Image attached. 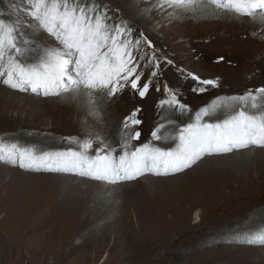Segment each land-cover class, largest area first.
I'll use <instances>...</instances> for the list:
<instances>
[{
    "label": "rangeland",
    "instance_id": "rangeland-1",
    "mask_svg": "<svg viewBox=\"0 0 264 264\" xmlns=\"http://www.w3.org/2000/svg\"><path fill=\"white\" fill-rule=\"evenodd\" d=\"M141 1L144 0H98L99 4L107 5L113 9L115 17L118 20L126 19L128 21L133 29V38H139L140 33H143V35L155 46L157 57L161 58L160 69L155 77H148L150 76V72L155 69L150 64L146 63V60H141L142 62L140 63L141 68L139 71L142 72V77L144 80L150 79L152 81L150 87L151 91H149L147 94L148 96H146V98H148L150 94V99L145 102L144 100H146V98H141L137 95L138 93H134L130 87L125 88L124 91L118 95L109 97V105L111 107L110 114L113 116L111 118L112 120L109 122H113L114 117L118 115L120 116V120H123L125 116H128L132 111L140 109L138 118L142 119L143 117L140 115L144 116L146 119L144 129L150 133L155 122H159L160 119H162L159 101L165 98L166 87L177 92L181 102L188 105L191 109L190 112L181 114L175 109L167 111L166 107L163 109L161 108L165 112V121L169 116H172L173 121H175V126L191 122L196 111H199L205 106H209L218 98L224 99L230 96L241 95L248 90L255 92L256 89L264 87V35L260 33V30L253 29V27L247 23H239L230 28L228 27L229 34L223 39L205 43V45L202 44L204 47L198 45L194 48L192 47L193 50H185L182 49V43L179 42L180 38H175L173 36L174 30L170 28L169 25H164L163 22H161V17L163 16L158 15V13H161V15L164 14L170 17L174 9L165 8L162 10H154L156 7L155 5H157L160 0H150L149 2H145L147 3L145 7L139 8L135 13L130 12V7ZM25 7H27L25 0H0V18L13 23L17 20L27 22L23 11H21ZM232 14L235 15L236 13L232 12ZM140 15L149 20V24L142 25L137 23L136 17ZM236 15L238 16V14ZM242 18L247 20L250 19L244 16ZM29 30L36 29L35 27L24 29L25 36L27 37ZM147 30L149 33H147ZM36 32H38L37 36L41 37V39H38L39 45H47L49 40H53V38L43 31L36 30ZM171 41L173 42L170 43ZM141 48L144 51H149L143 44ZM34 53V55H29L27 52L24 59L27 61L31 59L35 60L42 54L40 51ZM163 58L172 60L173 64H166ZM178 69H183L185 73L191 72L198 75L201 79L217 80L219 82V87L213 88L208 86L207 91L203 93L194 91L193 89L196 86L195 82L190 78H186L185 75H182ZM164 83L166 85H164ZM3 85L4 84L0 82V86ZM3 87H5V85ZM8 89L11 90L9 87ZM157 89H159V91H157ZM12 91L16 90L12 89ZM17 93L23 96L25 95L29 100L31 98L34 99L27 102H19L16 100L14 103H4L0 101V144L8 146L10 141H13L18 145L21 143H28L33 147H42L48 145L47 143L49 141H47V139L50 138L58 139V141L60 140L64 143L74 142L76 139L84 136L82 131L77 128L76 123H81L95 134L93 142L97 146L101 147L107 143L105 151H107L108 147L111 145L115 146V144H117L114 138L112 139V137H108L107 134L97 131L95 126L88 123L86 117L79 115L77 111L65 113L61 109H58L56 103L54 104V100L61 96L44 97L42 95L35 96L26 93L23 94L19 91H17ZM130 93L133 94L131 95ZM85 95L89 97L88 92H86ZM113 98L116 99L111 101ZM138 99L142 101H138ZM258 101H260V98H258ZM89 105L84 113L92 115L94 107ZM30 108L32 109L30 110ZM55 109L57 111H55ZM254 112L258 111L254 110ZM220 118H224V115L218 116V114H216L212 117H206L205 119L214 121V119L217 120ZM173 130L171 134L175 133L176 128ZM107 137L109 139L111 138L110 141ZM144 142L153 141L150 137V139L146 141L142 140V143ZM157 145L168 147L170 144L167 145V142H164V146L160 144ZM97 146L95 148H99ZM35 152L37 154L39 153L38 151ZM232 153H238L237 158L240 159L238 163H221L220 165L213 163V161L212 164H210L211 161L207 160L204 162V165L207 162H209L207 163L209 165L202 171L200 176H197L201 169L200 162H202V159L213 157L214 155L206 156L192 167L173 175L162 177L146 174L140 177V179L145 182L148 176L156 179L160 178L164 181L156 187H150V189L149 186L146 187L144 183L141 182L138 183L136 187L133 186V188L122 193L119 191L120 186L125 184L129 185L133 182L132 180L117 184L101 182L105 185V189L101 191L102 194L99 195L102 197L103 202L119 205V211L113 215L114 217L94 218V215L90 214L92 217L88 216V218L86 217V212H81L80 217L74 218L71 214L67 215L63 212L64 215L62 214L59 219L47 225L44 221H40L41 218L39 219L38 216L32 218L31 212L35 208L45 206L47 203L51 202V198L53 197L51 194L53 192L52 185L41 175L53 173L44 170L35 171L22 169L18 164L12 165L10 163L0 162V264H30L29 258L20 260L13 254V249H15L17 243L23 238L26 231V239L31 240L34 244H38L37 246L44 245L47 248L49 247L48 249L50 251H59V249L62 250L63 248L64 251L77 250L78 253L65 259L67 264H261L255 256L253 257L252 254L246 253L245 248H260L264 246H245L244 244H232L228 242L209 244L214 237L212 234L218 232L219 229L221 230L229 226L228 224L245 218L251 211L264 206L262 205L264 203V148L251 146L247 149L237 150ZM232 153L220 156H230ZM23 171L28 173V175H21L22 177H20L19 175L22 174ZM259 172L261 174H259ZM56 174L65 177H78L77 175L70 174ZM84 179L87 181H95L88 178ZM241 183L246 184L243 186ZM239 184L242 186L241 188ZM238 188L241 190L244 188L245 190L249 189L247 191L251 194L255 192L253 194L254 198L235 201L232 207L224 209H216L218 207L210 203V197L215 199V196H217L216 198L221 197L222 194L224 196L228 194V192H232L233 189L237 190ZM137 189L142 190L138 191ZM118 191L120 193L116 194ZM98 192L99 190L95 193ZM154 197H156V199ZM183 197H186L185 200ZM24 198L26 200H24ZM91 199L88 201L89 208L98 204L92 202ZM101 205L102 203L99 204V206ZM197 210H200L202 215V221L199 222L200 224H195L194 220V213ZM123 211H125V215ZM153 212L156 214H153ZM183 216H186V218L184 219ZM68 223L74 224L76 228L66 229L64 226ZM74 231L75 234L73 233ZM56 235L59 239H64L63 241L65 244L63 246L60 245L59 240L57 244L51 245V238ZM198 243H203V245L200 246ZM171 245L173 246L170 247ZM135 249H138L137 252ZM229 256L231 257L229 258ZM54 261L56 260H53V258L49 260L50 263Z\"/></svg>",
    "mask_w": 264,
    "mask_h": 264
},
{
    "label": "snow or ice",
    "instance_id": "snow-or-ice-1",
    "mask_svg": "<svg viewBox=\"0 0 264 264\" xmlns=\"http://www.w3.org/2000/svg\"><path fill=\"white\" fill-rule=\"evenodd\" d=\"M23 11L27 22H9L0 18V81L11 89L33 94L61 96L74 90H87L89 97L105 92L114 97L125 88H131L144 98L152 81L141 84L140 61L146 60L155 70L160 69L161 58L155 46L143 33L133 38V29L126 19H117L114 10L98 0H25ZM173 8L193 13L222 10L240 16L257 18L264 22V0H161L157 9ZM35 27L48 34L57 47L45 48L39 59L28 62L25 58L28 45L33 41L25 36L24 29ZM149 51H144L141 45ZM172 65L173 61L163 58ZM196 84L194 91L203 93L208 86L219 87L213 79H201L191 72L178 69ZM159 91V89H157ZM258 98H264V87L244 94L217 99L194 113L191 122L176 126L174 134L162 135L165 124L159 123L151 132L153 142L175 141L174 147H161L153 142L139 141L141 132L135 129L143 121L140 109L124 118L126 134L115 147L101 146L95 154L93 140L85 139L82 150L44 151L37 154L30 147L17 143L0 144V162L19 165L22 169L77 175L97 182L117 184L138 179L146 174L167 176L192 167L206 156L223 155L251 146L264 148V110L258 109ZM94 102V98H93ZM175 109L181 114L190 112L171 88L159 108ZM222 112L224 118L206 120ZM168 124H175L169 120ZM242 242L264 246V230L244 234Z\"/></svg>",
    "mask_w": 264,
    "mask_h": 264
},
{
    "label": "bare ground",
    "instance_id": "bare-ground-1",
    "mask_svg": "<svg viewBox=\"0 0 264 264\" xmlns=\"http://www.w3.org/2000/svg\"><path fill=\"white\" fill-rule=\"evenodd\" d=\"M125 1H129V0H125ZM150 0H144L141 1L140 3L134 4L130 7V12L135 13L137 10H139V8L145 7L147 5V3L145 2H149ZM158 1V0H156ZM161 2V0H160ZM159 2V3H160ZM158 3V4H159ZM131 4V3H130ZM157 4V5H158ZM157 5H155L156 7L154 8V10L157 9ZM165 9V8H163ZM162 10V9H160ZM165 11V10H164ZM163 12V11H162ZM163 14V13H162ZM159 16H163L161 17V22H163L164 25H169L170 28H172L174 30L173 36L176 38H180L179 42L182 43V49L185 50H191L192 47H196L198 45L203 46L202 44L205 45V43H209V42H213L219 39H223L225 36H227L229 34L228 29L231 26H235L236 24L239 23H247L249 25H251L253 27V29L256 30H260V33L262 35H264V22H261L258 18L256 20L253 19H243V16H237L236 14H232V12H228V11H222V10H215V11H208L206 13H201L199 11L193 13L191 11H184L181 9H174L172 15L170 17H167L166 15H161V13H158ZM136 22L139 24H144L147 25L149 24V20H147L145 17L143 16H138L136 17ZM141 25V26H142ZM143 27V26H142ZM229 27V28H228ZM228 28V29H227ZM162 30V29H161ZM148 31V30H147ZM251 31V30H250ZM154 32V31H153ZM237 32V30H236ZM253 32V31H252ZM149 33V31L147 32ZM156 33V32H155ZM231 33V32H230ZM167 34V33H166ZM38 32H36V30H29L28 31V37L29 39H31L33 41V43H31L30 45H28V54L29 55H34L36 51H40L43 52V50L45 48H54L57 47V43L55 42V40L51 41L49 40L47 42V45H39L38 43V39H41V37H38ZM260 35V34H259ZM153 36V35H152ZM165 36V35H164ZM168 36V35H167ZM238 36V35H237ZM261 36V35H260ZM134 37V36H133ZM155 37V36H154ZM242 37V36H241ZM151 38V37H150ZM231 38V37H230ZM243 38V37H242ZM262 38V37H261ZM262 40V39H261ZM159 41V40H158ZM168 42V41H167ZM173 41H171L170 43H172ZM249 42V41H248ZM162 44V43H161ZM214 44V43H213ZM218 44V43H217ZM216 44V45H217ZM57 45V46H56ZM178 45V44H177ZM207 46V45H206ZM204 47V46H203ZM181 48V46H180ZM209 49V48H208ZM264 49V48H263ZM193 50V49H192ZM211 50V49H210ZM214 50V48H213ZM230 50V49H229ZM215 51V50H214ZM217 51V50H216ZM221 51V50H220ZM233 51V50H232ZM208 52V51H207ZM206 52V54H207ZM257 52V51H256ZM211 54V53H210ZM220 54V53H219ZM224 54V53H223ZM263 54V53H262ZM188 56V55H187ZM207 57V56H206ZM196 58V56H195ZM39 59V58H38ZM38 59H31L28 62H35ZM243 60V59H242ZM177 61V60H176ZM142 61H140L141 63ZM147 63V62H146ZM236 63V62H235ZM229 64V63H228ZM147 65V64H146ZM151 68V67H150ZM167 68V67H166ZM145 69V68H144ZM149 70V69H148ZM166 70V69H165ZM146 71V70H145ZM150 71V70H149ZM148 71V72H149ZM158 74V73H157ZM143 75V74H142ZM149 75V74H148ZM161 75V74H159ZM148 77H152V76H148ZM147 77V78H148ZM161 77V76H160ZM178 77V76H177ZM245 77V76H244ZM174 78V77H173ZM157 79V78H156ZM180 79V78H178ZM148 80V79H147ZM176 80V78H175ZM240 80V79H239ZM142 83L143 84L146 80H144V78L142 77ZM242 81V80H240ZM2 83V81H0ZM174 82V80H173ZM3 84V83H2ZM167 84V82H166ZM164 83V85H166ZM4 86V85H3ZM0 86V101L1 102H8V103H14L16 100L19 102H27L30 101L31 98L29 100L28 97H26L25 95H21L19 93H17L18 90L16 91H12V89H8V86L5 85V87ZM185 86V85H184ZM239 87V86H238ZM244 87V86H243ZM160 89V88H159ZM167 89V87L165 88V90ZM14 90V89H13ZM124 91V90H123ZM151 91V90H150ZM20 92V91H19ZM87 92V90H74L73 92L70 93H65L66 95H61L60 98L54 100V104L56 103V106L58 107V109H61L63 112H78L79 115H83L86 117L87 122L91 123L95 126V128L97 129V131H99L100 133H105L108 135V137H112V139L114 138V141L117 142V144L111 145L110 147H115L117 149V155L120 154V149H119V144L121 142L122 136L126 134V131L123 128V120H120V116H116L113 119V122H109L112 119V114H110V105H109V96L105 93V92H95L92 94V97H87L85 95V93ZM157 92V91H156ZM210 92V91H208ZM23 94H29V95H35V96H39L37 94H33L30 91L28 92H22ZM135 93V92H134ZM153 93V92H152ZM131 94V93H130ZM133 94V93H132ZM131 94V95H132ZM160 94V92H159ZM138 95V94H137ZM229 95V94H228ZM148 96V95H146ZM146 96L144 98H146ZM151 95L149 94V97L146 98V100H144L145 102L148 101L150 99ZM162 97V96H161ZM231 97V96H230ZM93 98H94V102H93ZM116 98L111 99V101H114ZM132 99V97H131ZM137 99V96H136ZM161 99V98H160ZM128 100V99H126ZM47 101V100H46ZM130 101V100H128ZM138 101H142L140 99H138ZM215 101V100H214ZM30 103V102H29ZM153 103V102H152ZM261 107L258 109H250L249 111L254 112L255 111H260V110H264V98H260V101L257 102ZM28 104V103H27ZM32 104V102H31ZM91 104V105H89ZM156 104V103H155ZM8 105V104H7ZM24 105V103H23ZM50 105V104H48ZM53 105V104H52ZM93 106L94 107V112L92 115H89L88 113H84V111L86 110L87 106ZM109 105V106H108ZM22 106V105H21ZM27 106V105H26ZM46 107V106H45ZM44 107V108H45ZM49 107V106H48ZM33 108V107H32ZM30 108V110L32 109ZM25 109V108H24ZM163 109V108H162ZM160 108L161 111V117L162 119H160V123L165 124V128L161 129V134L162 135H167L169 133H171V131L176 128V126L174 124H168L169 120H173L172 116H169L166 121H165V117L164 114L165 112ZM167 111L172 110V109H168L166 107ZM44 110V109H43ZM125 110V109H124ZM55 111H57L55 109ZM59 111V110H58ZM156 111V110H155ZM166 111V112H167ZM34 112V111H33ZM42 112V111H41ZM61 112V111H60ZM149 112V111H148ZM157 112V111H156ZM38 113V112H37ZM114 113V112H113ZM120 114V113H119ZM218 116H223L224 114L222 112L217 113ZM69 115V114H68ZM123 115V113H122ZM143 118L141 119L143 121V123L139 126H137L135 129H132V131H140L141 132V137L139 141H133L132 142V146L136 147L138 146L140 143H142V140H148L151 137V132L154 130V128L159 124V122H155V125L152 127L151 132L148 133L145 129H144V125H145V118L143 115H140ZM45 117V115H44ZM126 117V116H125ZM194 117V115H193ZM154 118V117H153ZM31 119V118H30ZM222 119V118H220ZM41 120V119H40ZM45 120V118H44ZM47 120V119H46ZM154 120V119H153ZM207 120V119H206ZM215 120V119H214ZM122 121V122H120ZM35 122V121H34ZM149 123V122H148ZM152 123V122H151ZM37 125V124H36ZM77 128H79L82 133H83V137L76 139L74 142H69V143H64L63 141H58V139L55 138H50L47 139V141H49L47 144L48 145H44L42 147H33L30 144H24L21 143L19 144V146L21 147H30L35 151H38V154H42L44 151H67V150H75V151H80L82 150L81 148V144L83 143V141L85 139L91 138L93 140V138L95 137V134H93L91 132V130L87 129L85 126H83L81 123H76ZM152 126V125H151ZM183 126V125H180ZM174 131V130H173ZM107 137V139L110 141V139ZM21 138V137H20ZM23 139V138H22ZM46 139V138H45ZM105 140V139H104ZM17 141V140H16ZM30 142V141H29ZM37 142V141H36ZM108 142V141H106ZM168 147H174L175 146V141L173 140H168L166 141ZM15 142L10 141L9 143V147L11 146V144H13ZM111 143V142H110ZM136 143V144H135ZM33 144V143H32ZM156 144H160L163 145L164 142H157ZM36 145V144H34ZM7 146V145H6ZM97 145L94 144L93 142V149L91 150V152L89 154H95V150L97 148H95ZM103 146L107 147V143L104 144ZM159 146V145H158ZM164 146V145H163ZM99 147V146H97ZM258 153V152H257ZM237 154L238 153H232V155L230 156H216V155H211L213 157H208L205 159H202V162H200L201 165V169L199 170L197 176H200L202 174V171H204L205 168L208 167L209 162H207L204 165V162H206L207 160H210L212 164H220L221 163H226V164H233V163H238L240 161V159L237 158ZM259 156V155H257ZM256 159V158H255ZM244 160V159H243ZM223 168V167H222ZM9 169V168H8ZM227 169V168H226ZM232 170V169H231ZM230 170V171H231ZM10 171V170H9ZM258 171V170H257ZM213 173V172H212ZM25 174L28 175V173H25L23 171L22 174H18L20 177H22L23 175L25 176ZM192 174V173H191ZM259 174H261L259 172ZM22 175V176H21ZM148 175V174H147ZM236 175V174H235ZM15 176V175H14ZM18 176V177H19ZM43 177L46 178V180H48V183H51L52 185V190L53 192L52 194V198H51V202L47 203L45 206L39 207V208H35L32 212H31V217L32 218H36L38 216V218L40 219V221H44V223L47 224H51L53 221L57 220L60 218V216L63 214V212H65V214L70 215L74 218H77L78 216L80 217V213L81 212H86V217L90 216V214L94 215V218H100V217H111L113 215H115V213L117 211H119V205L118 204H107L103 202V199L101 196L102 192L105 189V185H103V183H98L95 181H87L84 178H80L78 177H65L56 173L53 174H45V175H41ZM145 176V175H144ZM234 176V175H233ZM243 176V175H242ZM251 176V175H250ZM163 177V176H162ZM194 177V176H193ZM252 177V176H251ZM147 178V177H146ZM176 178V177H175ZM227 178V177H226ZM140 179V178H138ZM136 179V180H138ZM238 179V178H237ZM91 180V179H90ZM135 180V181H136ZM170 180V179H169ZM198 180V179H197ZM201 180V179H200ZM239 180V179H238ZM133 182H131L129 185L125 184V185H121L120 186V192L124 193L125 191H128L129 189L133 188V186H137L138 183H144V185L147 187H156L159 184L163 183L164 181L159 179H156L154 177H149L147 178L146 182L143 181L142 179L138 180L137 182H135L134 180H132ZM166 181V180H165ZM190 181V180H189ZM263 181V180H262ZM14 182V181H13ZM175 182V181H173ZM188 182V181H187ZM239 182V181H238ZM253 182V181H251ZM235 183V182H234ZM240 183V182H239ZM149 184V185H147ZM175 184V183H174ZM194 184V183H193ZM212 184V183H211ZM221 184V183H220ZM242 184V183H241ZM246 183H243L242 185L244 186ZM248 184V183H247ZM259 184V183H257ZM256 184V186H257ZM143 185V184H142ZM167 185V184H166ZM172 185V184H171ZM198 185V184H197ZM223 185V184H222ZM107 186V185H106ZM162 186V185H161ZM208 186V185H207ZM221 186V185H220ZM238 186V185H237ZM236 186V187H237ZM240 188L242 187L239 184ZM251 186V185H250ZM259 186V185H258ZM169 187V186H168ZM199 187V186H197ZM160 188V187H159ZM195 188V187H194ZM207 188V187H206ZM262 188V187H261ZM143 189V188H142ZM141 189V190H142ZM163 189V187H162ZM161 189V190H162ZM192 189V188H191ZM215 189V187H214ZM95 190V191H94ZM97 190H99L98 193ZM138 190V189H137ZM140 190V189H139ZM138 190V191H139ZM140 190V191H141ZM188 190V189H187ZM234 190V189H233ZM232 192L230 191V193L228 192V194L224 195L222 194L221 197L216 198L217 196H215L213 198H209L210 203L215 205L216 209H224V208H230L232 207L233 203L235 201L238 200H242V199H252L254 198L253 194L255 193H249L247 190L244 189H237L234 190ZM117 192L116 194L120 193ZM131 191V190H130ZM170 191V190H169ZM191 191V190H190ZM199 191V190H198ZM228 191V190H227ZM171 192V191H170ZM260 192V191H259ZM121 193V194H122ZM138 193V192H136ZM190 193V192H189ZM209 193V192H208ZM126 194V193H125ZM129 194V193H128ZM153 194V193H152ZM168 194V193H167ZM213 194V193H212ZM56 195V196H55ZM158 195V194H157ZM175 195V194H174ZM122 196V195H121ZM124 196V195H123ZM138 196V195H137ZM136 196V197H137ZM161 196V195H160ZM258 196V195H257ZM144 197V196H143ZM260 197V196H259ZM92 198V199H91ZM156 199V197H154ZM184 198V197H183ZM186 198V197H185ZM184 198V200H185ZM20 199V198H18ZM89 199H91L92 202L94 203H98L97 205H93V207L89 208L88 207V201ZM188 199V198H187ZM257 199V198H256ZM262 199V198H261ZM24 200H26L24 198ZM23 200V201H24ZM183 200V199H182ZM190 200V199H189ZM192 200V199H191ZM203 200V198H202ZM205 200V199H204ZM147 201V200H146ZM151 201V200H149ZM259 201V200H258ZM152 202V201H151ZM177 202V201H176ZM182 202V201H181ZM102 203L101 206H99V204ZM150 204V203H149ZM177 204V203H175ZM200 204V203H199ZM198 204V205H199ZM128 205V204H127ZM130 205V204H129ZM264 205V203L262 204ZM179 206V205H178ZM190 206V204H189ZM246 206V205H245ZM252 206V205H251ZM127 207V206H126ZM149 207V205H148ZM257 207V205H256ZM129 208V207H127ZM179 208V207H178ZM203 208V205H202ZM249 208V207H248ZM125 209V208H124ZM134 209V208H133ZM150 209V208H149ZM232 209V208H231ZM127 210V209H126ZM186 210V209H185ZM191 211V210H190ZM224 211V210H223ZM227 211V210H226ZM70 212V213H69ZM141 212V211H140ZM188 212V210H187ZM211 212V210H210ZM181 213V212H180ZM184 213V212H183ZM30 214V213H29ZM123 214L125 215V211H123ZM153 214H156L155 212H153ZM216 214V213H214ZM64 215V214H63ZM140 215V214H138ZM223 215V214H222ZM226 215V214H224ZM27 216V215H26ZM36 216V217H35ZM129 216V215H128ZM127 216V217H128ZM141 216V215H140ZM190 216V215H189ZM212 216H213V212H212ZM85 217V218H86ZM92 217V216H90ZM114 217V216H113ZM118 217V216H117ZM137 217V216H136ZM184 219L186 218V216H183ZM240 217V216H239ZM27 218V217H26ZM89 218V217H88ZM126 218V217H124ZM238 218V217H237ZM243 218V217H242ZM127 219V218H126ZM20 220V219H18ZM22 220V219H21ZM24 220V219H23ZM28 220V218H27ZM114 220V219H113ZM194 220H195V224H198L199 222L202 221V215H201V211L197 210L194 213ZM213 220V218H212ZM230 220V219H228ZM236 220V219H233ZM37 221V220H36ZM72 221V220H71ZM75 221V220H74ZM82 221V220H81ZM80 221V222H81ZM118 221V219H117ZM17 222V221H16ZM79 222V223H80ZM89 222V221H88ZM130 222V221H129ZM128 222V223H129ZM23 223V222H21ZM34 223V222H33ZM54 224V223H53ZM77 224V223H76ZM160 224V223H158ZM200 224V223H199ZM222 224V223H221ZM63 225V224H62ZM66 226H64L66 229H75L76 226L74 224H65ZM127 225V224H126ZM163 225V224H162ZM217 225V224H216ZM229 226H226L223 229H219L218 232H216L214 235V237L212 238L211 243L209 242V244H219V243H232V244H244L245 246L248 245L246 243L242 242V238L244 236V234L249 233V232H255L258 230H264V206L258 208L257 210L251 211L245 218L239 220V221H234L231 224H228ZM128 226V225H127ZM221 226V225H219ZM225 226V224H224ZM120 227V226H118ZM129 227V226H128ZM127 227V228H128ZM208 227V226H207ZM211 227V226H210ZM101 229V228H99ZM124 229V228H123ZM205 229V228H204ZM164 230V229H163ZM202 230V229H201ZM200 230V231H201ZM65 231V230H64ZM69 231V230H68ZM27 232V231H26ZM26 232L23 235V238L17 243L15 249H13V254H15L17 256L18 259L20 260H24L26 258L30 259V264H67L65 262V259L72 256L73 254L78 253L77 250H68V251H64L63 249L59 251H50L47 247L43 246H37L38 244H34L31 240L26 239ZM67 232V231H66ZM91 232V231H90ZM89 232V233H90ZM75 234V231L73 232ZM72 233V234H73ZM93 233V232H92ZM205 233V232H204ZM59 234V233H58ZM57 234V235H58ZM182 234V233H181ZM57 235L53 238H51L52 241H50L51 245L57 244L58 240L60 242V245L63 246L64 243V239H59L57 237ZM89 236V235H88ZM206 236V235H205ZM211 236V235H210ZM94 238V237H93ZM132 238V237H131ZM156 238V237H155ZM57 239V240H56ZM175 239V238H174ZM54 240V241H53ZM56 240V241H55ZM92 240V239H91ZM200 240V239H199ZM176 241V240H175ZM90 242V241H89ZM93 242V241H92ZM192 242V241H191ZM204 242V241H202ZM171 243V241H170ZM193 243V242H192ZM82 244V243H81ZM86 244V243H85ZM84 244V245H85ZM165 244V243H164ZM199 244V243H198ZM208 244V246H209ZM47 245V244H45ZM50 245V246H51ZM170 245V244H168ZM184 245V244H183ZM191 245V244H190ZM200 246L203 245V243L199 244ZM198 245V246H199ZM72 246V245H71ZM104 246V245H103ZM173 245H171L170 247H172ZM218 246V245H217ZM250 246V245H249ZM253 246V245H252ZM255 246V245H254ZM82 247V246H81ZM186 247V246H185ZM228 247V246H227ZM13 248V247H12ZM56 248V247H55ZM61 248V247H60ZM73 248V247H72ZM135 248V247H134ZM137 248V247H136ZM174 248V247H173ZM187 248V247H186ZM229 248V247H228ZM242 248V247H241ZM54 249V248H53ZM80 249V248H78ZM167 249V248H166ZM66 250V249H65ZM131 250V249H130ZM136 250V249H135ZM138 250V249H137ZM136 250V252H137ZM227 250V249H226ZM122 251V250H121ZM124 251V250H123ZM129 251V250H128ZM178 251V250H177ZM235 251V250H234ZM246 253L248 254H252L253 257L255 256L261 264H264V247H260V248H254V247H246L245 248ZM12 252V251H11ZM244 253V252H243ZM182 254V253H181ZM223 254V253H222ZM245 254V253H244ZM213 255V254H212ZM228 255V254H227ZM241 255V254H239ZM220 256V255H219ZM218 256V257H219ZM136 257V256H135ZM217 257V256H216ZM231 256H229L230 258ZM53 258V260H56L52 263L49 262V260ZM212 258V257H211ZM212 260V259H210ZM229 260V259H228ZM250 261V260H249ZM212 262V261H211ZM199 264V263H198Z\"/></svg>",
    "mask_w": 264,
    "mask_h": 264
}]
</instances>
